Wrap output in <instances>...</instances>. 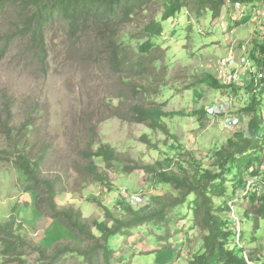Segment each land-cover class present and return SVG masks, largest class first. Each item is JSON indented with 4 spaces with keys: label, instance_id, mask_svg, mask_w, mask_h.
Segmentation results:
<instances>
[{
    "label": "rangeland",
    "instance_id": "obj_1",
    "mask_svg": "<svg viewBox=\"0 0 264 264\" xmlns=\"http://www.w3.org/2000/svg\"><path fill=\"white\" fill-rule=\"evenodd\" d=\"M259 1L264 0L250 2L256 9ZM163 6V0H154L128 24L109 33L116 35L121 47L122 63L116 70L109 63L106 44L97 29L85 28L73 35L60 19L45 31L44 65L29 49L27 38H15L8 50L2 51L3 36L19 34L28 12L16 5L0 13V223L13 215L18 235L47 249L68 240L79 242L47 216L46 189L37 193L28 189L26 176L14 165L19 155L39 161L40 177L55 184L59 208L78 210L89 222L103 221L101 205L120 215L125 195L142 191L145 203L152 206L153 197L180 195L169 184L155 182L151 174L126 172L125 167L160 165L165 171L177 172L175 160L184 149L205 169L216 172L215 153L235 133L247 134L251 115H244L241 109L249 102L248 92L244 88L234 93L216 89L206 79L215 80L216 62L222 57L252 62L256 46L264 43V19L245 16L235 21L233 13L224 7L218 18L205 10L197 17L191 5L162 21L160 36L147 37L144 28L152 21H161ZM147 41L151 49L143 52L141 46ZM229 94L241 117L238 128L226 130L221 120L196 114ZM133 106L160 109L167 115L161 119L167 133L134 123ZM89 145L92 151L105 145L121 160L107 168L101 158L92 159L98 173L106 176L104 182L86 171L90 161L82 152ZM261 160L259 168L264 171V149ZM183 169L190 176L194 174L191 165L185 164ZM261 177L259 183L264 175ZM226 189L223 197L214 198L215 207L224 210L217 214L229 219V229L234 224L232 216L241 220V242L248 258L254 264H264V220L254 229L253 216L246 214L245 204L237 202L241 191L234 192L230 183ZM192 199L174 208L160 225L148 224L112 237V263L167 264L169 256L165 262L164 256H158L161 249L171 251V256L173 250H182L187 262L202 253L203 233L190 228ZM230 242L235 245L233 235ZM138 245L154 251L134 255ZM1 250L0 245V264H39L35 253L18 259L2 255ZM79 259L68 255L58 264H87ZM176 264L187 263L179 259Z\"/></svg>",
    "mask_w": 264,
    "mask_h": 264
},
{
    "label": "trees",
    "instance_id": "obj_2",
    "mask_svg": "<svg viewBox=\"0 0 264 264\" xmlns=\"http://www.w3.org/2000/svg\"><path fill=\"white\" fill-rule=\"evenodd\" d=\"M153 1L0 0V13L16 5L28 12L19 34L3 36L2 51H7L15 38H27L29 49L36 55L39 63L44 65L47 60L45 31L51 23L60 19L66 23L68 32L73 35L82 33L85 28L87 30L97 29L103 37L101 41L106 44L109 63L116 70L122 63L121 47L117 44L116 35L110 36L109 33L128 24L135 14L145 11ZM163 1L164 10L161 21H152L144 28L143 32L147 37L160 36L162 34V21L175 17L191 5L195 7L197 17H200L202 11L205 10L210 11L215 18H218L225 0ZM250 1L244 0V2ZM89 25L93 28H88ZM150 49L149 41L141 46L143 52H149ZM256 51L257 54L253 53L250 58L257 68L264 70V43L256 46ZM206 81L216 89L222 90L223 88L216 79L207 78ZM244 89L249 94V102L241 109V113L251 115L247 134L235 133L227 141L226 146L215 153L216 172L205 169L194 160L193 153L184 149L178 153L175 160L178 167L177 172L165 171L160 165L139 167L135 164L129 169L125 167L126 172L144 171L151 174L155 182L169 184L180 195L171 199L153 197L154 206L147 204L136 210L125 202L120 215L114 214L107 207L101 205L105 219L103 221L89 222L78 210L59 208L56 202L55 184L53 181L40 177L39 161H32L27 156L19 155L14 161V165L26 176L29 184L28 189L35 193L41 188L46 189L47 216L61 224L79 242L68 240L47 249L18 235L19 230L15 228L16 219L11 215L6 222L0 223L2 255L20 259L27 254L35 253L38 255L39 264H58L63 257L68 255L78 256L87 264H112L115 254L109 247L112 237L123 235L129 230L148 224H162L174 208L185 204L186 200L192 196L193 199L190 201V211L192 212L190 228L203 233V252L195 255L189 264H245L244 259L235 252L233 243L230 242L232 233L229 229V219H222L221 215L217 214L218 211L221 213L224 210L215 207L214 201V198L223 197L226 194V185L230 183L234 192L241 191L245 194V198H248L249 207L245 212L247 215L253 216L254 229H258L260 220H264V179L263 181L261 179L259 183V178L264 175V171L259 168L262 164L263 152V147L260 144L263 122L259 109L264 103V95L262 90L258 95L253 94L252 86H246ZM231 90L233 93L236 90L239 91L236 87H232ZM131 113L134 123L146 124L152 130L158 129L167 133V128L161 121L167 115L160 109L133 106ZM196 114L204 116V109L196 112ZM6 136L11 138L9 134ZM92 145H89L88 149L82 152L83 157L90 161L86 171L88 170L89 174L94 175L97 181L104 182L106 176L103 173H98L92 159L101 158L106 163L107 168L113 167L115 163L121 160L117 158L113 149L100 145L96 151H92ZM185 164L191 165L194 169L192 176L183 169ZM247 174L257 178L254 188L247 189L245 181ZM260 187L262 188L260 192L253 194ZM37 203L35 201L36 208ZM37 210L40 211L38 208Z\"/></svg>",
    "mask_w": 264,
    "mask_h": 264
},
{
    "label": "built area",
    "instance_id": "obj_3",
    "mask_svg": "<svg viewBox=\"0 0 264 264\" xmlns=\"http://www.w3.org/2000/svg\"><path fill=\"white\" fill-rule=\"evenodd\" d=\"M223 7L233 13V20L235 21L241 20L245 16H249L251 19L253 18V20L256 19L262 21L264 19V1H259V6L256 9L254 8L253 2H244L243 0H225ZM215 79L218 84L223 87L222 90L225 91L231 90L232 87L241 89L246 86H252L253 94L258 95L262 90L264 95V70L257 68L254 63L249 60H242L239 62L233 57L220 58L216 62ZM233 106L234 97L232 94H229L228 96L207 105L204 109L205 116L212 120H221L222 126L226 130L236 129L241 125V117L235 112ZM260 115L263 122L260 144L264 149V103ZM252 178L253 176H248L245 179L247 189L254 188L256 185L257 178ZM237 195L238 197L240 196L237 202L239 204H245L247 209L249 201L247 198H244L245 194L240 192ZM124 198L125 202L133 208L143 207L147 204L142 196V191L131 196L125 195ZM244 200H246L245 203ZM231 219L234 220V224L231 225L230 231L235 238L236 245L235 246L233 243V247L235 250H237L236 248H239V254L244 259L245 264H254L248 258V251L245 249L244 243L241 242V220L234 218L233 216Z\"/></svg>",
    "mask_w": 264,
    "mask_h": 264
},
{
    "label": "crops",
    "instance_id": "obj_4",
    "mask_svg": "<svg viewBox=\"0 0 264 264\" xmlns=\"http://www.w3.org/2000/svg\"><path fill=\"white\" fill-rule=\"evenodd\" d=\"M140 239V238H137ZM111 241V240H110ZM140 241V240H139ZM139 243V242H138ZM154 250H147L146 247L144 246H140L138 245V247H136L135 249V254L134 255H141V254H145V253H152ZM174 255L171 256V251H169L167 253V251L165 249H161L160 251H158V256L160 255V257H163V261L165 262V259L169 256V258H167V264H176V262L179 259H183L185 260V262L187 264H189V262L186 261L187 257L185 256L184 252H182V250H177V251H172ZM170 254V255H169ZM181 255V256H180ZM117 257V256H116ZM115 259V258H114ZM81 261V259H79V262ZM113 264V263H112Z\"/></svg>",
    "mask_w": 264,
    "mask_h": 264
}]
</instances>
